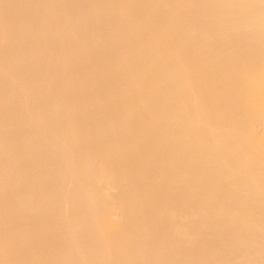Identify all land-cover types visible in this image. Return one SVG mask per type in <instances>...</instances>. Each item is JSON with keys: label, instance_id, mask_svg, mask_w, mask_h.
<instances>
[{"label": "bare ground", "instance_id": "bare-ground-1", "mask_svg": "<svg viewBox=\"0 0 264 264\" xmlns=\"http://www.w3.org/2000/svg\"><path fill=\"white\" fill-rule=\"evenodd\" d=\"M0 264H264L260 0H0Z\"/></svg>", "mask_w": 264, "mask_h": 264}, {"label": "snow or ice", "instance_id": "snow-or-ice-1", "mask_svg": "<svg viewBox=\"0 0 264 264\" xmlns=\"http://www.w3.org/2000/svg\"><path fill=\"white\" fill-rule=\"evenodd\" d=\"M260 8L262 10V13H264V0H260Z\"/></svg>", "mask_w": 264, "mask_h": 264}]
</instances>
